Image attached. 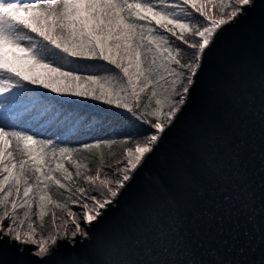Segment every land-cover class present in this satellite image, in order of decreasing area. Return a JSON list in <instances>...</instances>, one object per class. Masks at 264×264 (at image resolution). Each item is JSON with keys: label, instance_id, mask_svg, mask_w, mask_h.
I'll return each mask as SVG.
<instances>
[{"label": "snow or ice", "instance_id": "obj_1", "mask_svg": "<svg viewBox=\"0 0 264 264\" xmlns=\"http://www.w3.org/2000/svg\"><path fill=\"white\" fill-rule=\"evenodd\" d=\"M255 4L256 0H0V108L7 112L25 103L24 113L58 117L60 113L47 101L81 98L124 109L148 129L142 139L119 141L134 146L124 149L123 160L117 162L122 167H116L112 177L101 178V168L95 176L85 175L86 183L94 186L96 194H91L83 187L73 191L76 181L66 162L75 168V177L87 168L72 160L73 149L57 148L51 140H40L29 131L15 130L7 121L0 122V246H14L20 254L31 249L35 264H49L60 240L74 244L77 237L87 238V229L118 202L182 111L202 56L215 37ZM197 18L200 24L194 22ZM176 44L192 50L187 63L181 62L182 48ZM80 61L106 63L111 75L82 76L69 70L71 63ZM164 73L171 79L161 90ZM145 96L147 103L142 105ZM101 143L82 147L99 148ZM208 163L213 166L211 160ZM190 181L184 174L174 191ZM53 188L69 193L71 205L83 211L74 212L68 203L53 199ZM74 195L78 198L73 199ZM233 201L239 202L240 196H222V211L213 214L214 223L201 238L194 227L186 231L175 217H165V209L176 205L172 196H166L162 203L143 209L147 228L133 241L130 255L123 249L129 234L114 233L102 245L115 252L123 250L119 258H99L98 254L94 260L78 255L61 264H264V253L258 262L245 259L249 249L240 240V227L229 223L237 211ZM52 207L66 210L67 219L57 225L52 213L55 234L37 239L33 216L43 226ZM69 225L73 228L70 234ZM243 235L247 237L248 231Z\"/></svg>", "mask_w": 264, "mask_h": 264}, {"label": "water", "instance_id": "obj_2", "mask_svg": "<svg viewBox=\"0 0 264 264\" xmlns=\"http://www.w3.org/2000/svg\"><path fill=\"white\" fill-rule=\"evenodd\" d=\"M184 174L191 181L174 191ZM226 193L240 196L239 202H232L237 211L229 223L240 227V240L249 249L245 259L258 262L264 253V0H256L255 7L218 33L202 56L182 111L118 202L87 229V238L77 237L74 244L60 240L49 264L78 255L119 258L123 250L102 245L114 233L129 234L123 249L130 255L133 241L147 228L143 209L162 203L166 196H172L176 205L165 209V217H175L186 231L194 227L204 238L214 223L211 217L222 211ZM30 252L20 254L5 244L0 246V260L35 264L37 258Z\"/></svg>", "mask_w": 264, "mask_h": 264}, {"label": "rangeland", "instance_id": "obj_3", "mask_svg": "<svg viewBox=\"0 0 264 264\" xmlns=\"http://www.w3.org/2000/svg\"><path fill=\"white\" fill-rule=\"evenodd\" d=\"M20 2H33V0H20ZM90 64H96L93 69L90 68V71L87 73H79L82 76L87 75H99V76H107L111 75V72L109 70V67L106 63L98 62V61H86ZM166 76L165 80L160 81L161 90L164 87L168 86V82L170 81L171 77H167V74L164 73ZM70 102L76 100L77 103L83 102V101H89L92 102V100L88 99H81L79 98H68ZM147 97L145 96L143 100L141 101V104L147 103ZM102 102H99L101 104ZM154 104V101H153ZM155 107L154 105H152ZM26 107L25 103L18 104L14 106L9 111L5 112L3 108H0V113L4 112V116L0 117V122L7 121L12 122L13 127L17 131H29V134L36 135L38 139L40 140H51L55 143L56 147H68L73 149V155L72 160L78 162L79 164H82L84 162L87 164L88 160L91 159L94 155L100 156V165L102 166L101 169L104 171V175L107 174L109 177H112V172L116 169L118 165L116 161H122L123 155L121 157H118L116 161L109 166V163L107 161L106 156H113L115 153H113V150H111L110 145L106 142L108 141H114L118 139H124L125 137H135L136 133L140 134V137L138 138L142 139L143 136L148 134L147 125H145L143 122L139 121L136 117L132 116L131 113H128L124 109H118L114 108L113 110H108V105L106 109L98 110L97 107H92L93 110L96 112L105 113L108 116L114 117L115 114L120 113L123 116V119H117L115 121H108L106 123L107 131L99 136H92L91 133L94 130V128L99 129L101 127V122L103 118H99V114H95L92 117L87 118V114L83 113L82 116L77 117V113L72 114L70 113H64L58 117H54L52 115H38L35 111L31 114L24 113L23 108ZM81 107V106H79ZM82 111V108H80ZM56 111V110H53ZM10 112H13L10 116ZM70 117L66 122L64 120ZM43 118L44 124L38 123V121ZM85 122V123H83ZM50 125L51 129H54V132L42 136V131L44 130V127ZM80 126H83L81 130H83L79 135L82 136L81 138H75L70 136V133H78V128ZM78 135V136H79ZM96 141H101V145L99 148H91V149H85L82 147L84 144H95ZM17 156H19V153H17ZM66 166L69 167L70 171H72L75 174V168L72 167V164L70 162H66ZM111 171V172H110ZM101 178H104V176H101ZM83 188L86 190H90L91 194H96L92 191L94 186H91L86 183L85 178L82 182ZM53 199L59 200L61 202H65L69 204V207H72V210L74 212L80 213L83 211L82 208L76 207L71 205V202L68 200V197L64 196L59 190L53 188L51 190ZM77 199V198H74ZM63 223V222H62ZM73 230L72 226L69 225L68 232L69 234ZM63 231V228H61V232ZM53 234H55V230L52 231ZM41 236L47 238L46 234L44 232H40L37 235V239H39Z\"/></svg>", "mask_w": 264, "mask_h": 264}, {"label": "trees", "instance_id": "obj_4", "mask_svg": "<svg viewBox=\"0 0 264 264\" xmlns=\"http://www.w3.org/2000/svg\"><path fill=\"white\" fill-rule=\"evenodd\" d=\"M213 12L215 11V9H211ZM198 15V14H197ZM195 23H198L200 24L201 21L199 18H197L195 21ZM201 26H206V25H203L201 24ZM189 39L190 43L192 42V39L191 37H186ZM175 46L177 47H181L182 48V52L180 54V59H181V62L182 63H187L189 60L192 59L193 57V52L192 50H190L189 48L181 45V44H176ZM174 66V65H173ZM47 103V102H46ZM48 104V103H47ZM155 106V104H153ZM101 107H106V104L102 103L101 104ZM113 109L115 108L114 106H112ZM138 136L140 137V134L139 133H136L135 134V138H138ZM123 139H118V140H114V141H117V143H114V144H111L110 145V148L111 150H113V153H115V155L113 156H106L107 158V161L109 163V166H111V164H113L116 159H118V157H121L123 155V151L125 148L127 147H133V143L129 142L127 144H121L119 141H121ZM100 156L99 155H94L91 159L88 160L87 164H85L84 162H82L81 165H86L87 168H82L81 171H82V175L80 177H75V174L73 173L74 175V178H75V185L73 186V191L75 192V189L76 188H79V187H83L82 186V182L84 181V178H85V175H89V176H95L96 175V170L97 168H101L102 166L100 165ZM118 162V161H116ZM111 172V171H110ZM104 171L101 172V176H104L107 175V174H103ZM108 176V175H107ZM109 177V176H108ZM64 196L68 197L69 196V193L67 192H64L63 190H59ZM90 192V190H88ZM73 199L74 198H78V195H74L72 197ZM36 209L35 207L33 208V212L35 213ZM52 213H55L56 215V224L57 225H61L63 220L64 219H67V216H66V210H63V209H58V208H55V207H52L48 210V214L45 216V219H44V224L43 226H40V222L36 219L35 215L33 216V223L34 225L37 227V230H38V234L40 232H44L46 234V236H48L49 232H52L54 230V226L52 224ZM19 215L23 216V212H20ZM26 227V226H25Z\"/></svg>", "mask_w": 264, "mask_h": 264}, {"label": "bare ground", "instance_id": "obj_5", "mask_svg": "<svg viewBox=\"0 0 264 264\" xmlns=\"http://www.w3.org/2000/svg\"><path fill=\"white\" fill-rule=\"evenodd\" d=\"M95 66H97L96 64H90L86 61H80L78 63H71L70 66H69V70H72V71H76L78 73H87L90 71V68L93 69ZM79 100L81 101V98H79ZM67 101H69V99L67 98ZM48 105L51 106V108L53 110H56L58 111L60 115L64 114V113H70L72 112V114L74 113H77V117H80L83 115V113L87 114V118L89 117H92L95 114H99L98 117L99 118H103L102 122H101V127L99 129H96L94 128V130L92 131L91 135L92 136H99V135H102L104 134L106 131H107V126H106V123L108 121H115V120H119V119H123V116L120 114V113H117L115 114L114 117L112 116H108L107 114L105 113H101L100 111L99 112H96L95 110L92 109L91 106L93 107H97L98 110H101L99 109V107L101 106L99 104L98 101H92V102H89V101H83V102H80V103H77L76 100L72 101V102H63V103H57L56 100H51V101H47ZM81 106V107H79ZM80 108H82V111L80 110ZM13 112H10V116ZM4 116V112L0 113V117H3ZM12 117V116H11ZM70 117H67L64 122H66ZM9 124H11L13 126V123L12 122H8ZM38 123H42L44 124V120L43 118H41ZM85 123V122H83ZM83 126H80L78 128V133H70L69 135L72 136V137H77L78 139L81 138L82 136H80L79 134L83 131L81 130ZM54 132V129H51V126L50 125H47L44 127V130L42 131V136H46V135H49L51 133ZM79 135V136H78ZM122 167V166H121Z\"/></svg>", "mask_w": 264, "mask_h": 264}]
</instances>
